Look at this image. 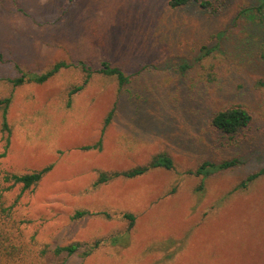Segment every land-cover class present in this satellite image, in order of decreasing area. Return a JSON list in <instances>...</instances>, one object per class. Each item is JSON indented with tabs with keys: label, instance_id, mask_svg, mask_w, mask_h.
I'll use <instances>...</instances> for the list:
<instances>
[{
	"label": "rangeland",
	"instance_id": "rangeland-1",
	"mask_svg": "<svg viewBox=\"0 0 264 264\" xmlns=\"http://www.w3.org/2000/svg\"><path fill=\"white\" fill-rule=\"evenodd\" d=\"M168 1L0 0V99L11 98L9 132L0 112V208L20 195L6 228L24 248L9 264H264V176L240 185L264 168V2L171 9ZM60 61L72 66L42 84L6 81L17 68L41 74ZM101 61L129 82L119 88L98 72ZM78 63L91 77L67 105L85 76ZM234 105L251 119L229 136L211 122ZM99 140L100 150L81 149ZM159 153L171 170L94 185L99 173ZM232 160L194 174L204 162ZM48 166L36 186L5 191L4 173ZM77 211L89 215L75 219ZM70 244L81 247L40 255Z\"/></svg>",
	"mask_w": 264,
	"mask_h": 264
},
{
	"label": "trees",
	"instance_id": "trees-1",
	"mask_svg": "<svg viewBox=\"0 0 264 264\" xmlns=\"http://www.w3.org/2000/svg\"><path fill=\"white\" fill-rule=\"evenodd\" d=\"M264 2V0H262ZM191 2L199 3L201 7H206L208 5L207 2H200V0H169L168 6L171 9L181 8ZM209 50L202 47L201 48V57L207 56L209 54ZM0 62H3L2 56L0 54ZM71 64H67L63 61L54 63L47 71L41 74H28L22 72L19 68H17L18 76L14 78H7L6 81L10 83L13 87L21 86L25 83H35L42 84L55 76L60 70L67 69L71 67ZM78 66L81 67V70L85 74L82 83L78 86L72 88L68 93V102L67 105H70V97L77 92L81 91L84 86L88 83L91 77V71L88 66L84 63H78ZM99 73L108 76L114 77L117 81L118 87H122L127 84L130 80V77L127 76L120 68L112 66L108 61H101L100 68L98 70ZM211 74L206 75V79L211 81ZM11 98H1L0 99V112L2 119V129L3 131H8L9 128L6 122L7 110L10 105ZM111 114L104 121V126H107L109 123ZM250 115L248 111L241 105H234L228 108L221 109L217 111L212 118V126L217 130L221 131L225 135L233 136L242 130L245 126L250 122ZM7 145V144H6ZM100 140L92 145L83 146L81 149L84 151L89 150H100ZM5 154H0V158L4 157ZM236 164L235 160L232 161H224L221 163H210L204 162L202 163L197 170L194 172L196 176L203 175V177H207L216 172L226 170ZM163 168L165 170H171L173 168V162L169 156L165 153H159L152 157V159L145 165L136 166L124 171H116V172H102L98 174V177L94 183L95 186L105 184L114 179L122 178V179H134L139 176L146 174L147 172L155 169ZM51 170V166L45 167L39 171H33L31 173L25 174H15V173H4V181L8 184H11L5 191H8L12 185H21V192L26 191L34 186H36L41 179L44 177L46 173ZM260 176H264V168L259 170L258 172L249 175L245 181H243L240 185L241 187L247 186L249 183L253 182ZM20 196V195H19ZM19 196L16 197L14 203L6 208H0V262L3 259L4 263H14L16 260L20 259L21 253L24 248L21 244L17 243V239L15 240V231L14 227L6 228V225L10 222L11 212L18 201ZM86 215H89L88 212L85 211H77L74 215V218H82ZM130 222H133L134 218L130 214L124 215ZM100 241H95L91 245L87 246L86 254H89L91 251L98 248ZM81 247L80 244H70L66 246H55L53 248H49L45 246L40 250V255H45L47 253H52L54 255L66 254L73 255L77 252V250Z\"/></svg>",
	"mask_w": 264,
	"mask_h": 264
}]
</instances>
